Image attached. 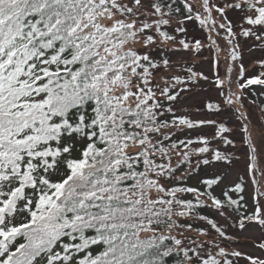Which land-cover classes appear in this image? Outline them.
Segmentation results:
<instances>
[{
  "label": "snow or ice",
  "instance_id": "1",
  "mask_svg": "<svg viewBox=\"0 0 264 264\" xmlns=\"http://www.w3.org/2000/svg\"><path fill=\"white\" fill-rule=\"evenodd\" d=\"M0 264H264V0H0Z\"/></svg>",
  "mask_w": 264,
  "mask_h": 264
},
{
  "label": "rangeland",
  "instance_id": "2",
  "mask_svg": "<svg viewBox=\"0 0 264 264\" xmlns=\"http://www.w3.org/2000/svg\"><path fill=\"white\" fill-rule=\"evenodd\" d=\"M258 114V113H257Z\"/></svg>",
  "mask_w": 264,
  "mask_h": 264
}]
</instances>
